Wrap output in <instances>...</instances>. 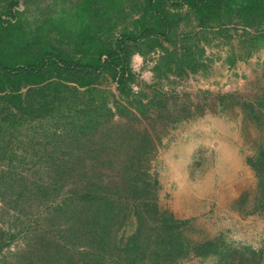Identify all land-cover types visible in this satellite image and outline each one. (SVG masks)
<instances>
[{"label": "trees", "instance_id": "16d2710c", "mask_svg": "<svg viewBox=\"0 0 264 264\" xmlns=\"http://www.w3.org/2000/svg\"><path fill=\"white\" fill-rule=\"evenodd\" d=\"M127 1L76 2L71 12L82 26L71 32V53L47 37L35 62L8 66L0 55V137L6 127L19 136L21 126L37 122L30 145H40L35 153L51 172L35 180L16 173L12 164L0 172V198L22 219L14 222L16 228L2 231L0 254L18 237L25 239L15 259L3 257L0 264H182L209 257L216 258L215 264H264V249L236 244L223 234L194 239L189 235L192 219L178 218L160 205V181L152 168L160 132L151 125L154 136L134 122L155 118L168 126L193 110L182 105L172 111L169 101L182 93L141 85L130 65L144 40L149 48L162 46V37L175 43L185 5L217 18L224 5L229 20L255 28L248 35L257 48L264 43V0H145L131 11ZM17 6L18 0H0V30L17 25ZM134 11L140 16L132 27L115 36ZM3 40L0 34V50ZM174 58L182 71L199 68L197 54ZM104 74L117 82L118 94L104 88ZM202 94L209 99L205 91L197 96ZM212 98L223 111L234 113L239 107L244 124L260 130L256 152L247 159L257 178L254 206L247 213L264 211V90L253 98L234 93ZM6 155V150L0 153ZM10 161L25 158L12 152Z\"/></svg>", "mask_w": 264, "mask_h": 264}, {"label": "rangeland", "instance_id": "374dc122", "mask_svg": "<svg viewBox=\"0 0 264 264\" xmlns=\"http://www.w3.org/2000/svg\"><path fill=\"white\" fill-rule=\"evenodd\" d=\"M78 1L80 0H18L17 25L0 30L4 39L1 43L0 55L2 54L5 65L13 66L15 63L26 65L37 61L46 46L44 44L47 37L51 45L68 53L73 52L71 32L82 26L76 25L78 21L73 18L71 12L73 5ZM144 2L145 0H128L127 10L131 11L133 6H142ZM130 13L131 15L114 30L115 36H118L126 26L132 27L135 19L140 16V11ZM187 28H192V24H187ZM230 28L232 35L225 37L226 41L223 43H226L218 46V42H214L217 57L215 66L207 64L204 67V73L198 74L200 76L198 78H180L167 85L176 91L179 90L182 94L189 93L187 97L181 94L178 99L169 101L172 111L179 112L180 106L187 105L193 113L168 126L165 122L153 118L152 113L153 119L144 118L142 121H135L134 126L141 129L147 128L154 136L156 133L151 125L158 127L160 133L157 137L160 136L161 139L157 143L152 168L158 172L160 181L159 202L163 208L173 211L178 218L192 219L189 231L191 237L201 240L223 234L229 241L236 244L242 243L264 249V211L247 213L254 206L257 192V178L254 170L248 165L247 159L256 152L254 141L261 137L260 130L253 124H244L239 107H235L234 113L226 112L221 110L217 101L213 104L215 101L212 98V95L226 93L242 94L253 98L264 90V65L262 66L261 63L251 62V66L246 64V70L249 71L246 76L237 72L232 73L230 67L224 66L226 56H231L233 60L241 59L242 56L250 58L258 49L252 47L253 42L248 35L252 31L245 33L244 28L237 24ZM217 35L211 34L215 41L220 39V37L217 39ZM187 42L194 44L195 40L190 39ZM147 45V41L144 40L141 46L147 47ZM158 56L159 53L154 51L149 54L148 60L153 61ZM142 75L141 73L136 75L138 82L144 85H158L153 84L152 78H143ZM135 85L137 84H133L134 90H139L140 88H135ZM103 86L110 92L119 93L116 83L110 77L105 79ZM147 89L152 94V90ZM26 90L27 88L24 87L22 92L25 93ZM165 90L168 91L166 88ZM202 91L208 92L209 99L205 100L203 94L200 97L197 96ZM194 104L202 108L198 110ZM115 119L118 120V117ZM36 123L31 125L26 123L21 126L19 136H11L10 129L5 128V132L0 137V153L3 154L6 150L7 155L0 157V172L9 170L12 164L16 166L12 168L16 173L27 176L31 180L39 177L49 178L51 172L46 169L44 159L35 153V146L39 149L40 145L37 143L34 147L32 146L34 143L30 145V138L33 133H36L32 126ZM224 124H232V128L227 129H235L242 136L244 148L240 149V156L245 159L251 170V174H245L244 188H241L240 192L234 196L232 187L234 185L239 191L242 180L240 178L223 179L217 171L221 165L216 164L219 158L216 147L222 137V131L220 132L218 128H223ZM35 140L40 141V136L36 134ZM12 152L20 159L25 158V161L11 162ZM202 155L205 159L200 161ZM180 156H185L189 163L180 162L179 159L182 158ZM210 167L213 176L206 177L208 175L206 170ZM185 170L189 171L188 177L184 175ZM242 196L246 198L245 204L240 202ZM221 201H223V207L220 209ZM20 214L0 198V236L3 230L16 228L14 222L21 223ZM28 219L31 222L36 221L33 217ZM24 244V237H18L3 250L0 260L3 257L6 260L15 259L17 252L23 248ZM215 261V257L192 258L182 264H215Z\"/></svg>", "mask_w": 264, "mask_h": 264}, {"label": "crops", "instance_id": "0c3cea01", "mask_svg": "<svg viewBox=\"0 0 264 264\" xmlns=\"http://www.w3.org/2000/svg\"><path fill=\"white\" fill-rule=\"evenodd\" d=\"M225 8L226 7L224 5L221 7V17L217 18L204 16L202 13H199L197 9L192 11L190 7L185 5L181 9L183 18L179 23L180 29H177L176 33V38L178 37L180 40L177 41L175 38V43H172L162 37V46L155 45L153 48H149L148 45L147 47L141 46L140 49L132 55L130 60V65L133 71L143 74L142 76L145 78H152L154 80L153 84L157 83L161 88H166L167 90L169 89V86H167L169 83L171 84L174 81H178L180 78L200 77L198 74L201 75L204 73V67H206L207 64L208 66H215L214 62H216L217 57L214 42H218V46L226 43H223V41H226L225 37H230V35H232L230 32L231 26L234 24L242 26L245 33H249L248 31H252V33L256 32L255 28L250 29L249 27H245L242 23L238 22V19L229 20L224 12ZM190 23L192 24V28H187V24ZM212 33L218 34L217 39L218 37H220V39L215 41L211 36ZM183 37H185V40L188 41L190 39H194L195 43L191 44L187 41L182 42ZM257 48L256 53H254L250 58L242 56L241 59L237 58L236 60H233L231 56H226L224 58V66L230 67L232 73L237 72L241 75H248L249 71L246 70V64H250L251 66V62H259L262 66L264 65V43ZM154 51H157L159 56L157 59L149 61V54ZM200 52L203 53L201 54ZM187 54H197L199 63V68L197 70L193 71L188 68H184V71H182L176 61H171L172 56L175 57L174 60H179ZM236 67L237 69H235ZM108 77H110L117 85V82L112 76L108 74L103 75V78L105 79ZM142 84L143 83L141 82V85ZM228 125H225L223 128H218L220 132L222 131V137L219 139L220 141H218V145L216 147V150L219 153V158L216 164L218 166L221 165L217 171L221 174L223 179L240 178V180H242L239 185V191H237L236 187L233 185L232 195L234 196L240 192L241 188H244L246 184L244 181L245 174H251V170L246 164V161H244L245 159L240 156V149L242 147L244 148L242 136L235 129H227L232 128V124ZM180 157H182L179 159L180 162L184 164L189 163L186 161L185 156ZM204 159L205 156L202 155L200 161H203ZM210 169L211 167L206 170V172H208L206 177L213 176ZM184 175L188 177L189 171L185 170ZM222 207L223 201L219 204V208L221 209Z\"/></svg>", "mask_w": 264, "mask_h": 264}, {"label": "built area", "instance_id": "2783aa9c", "mask_svg": "<svg viewBox=\"0 0 264 264\" xmlns=\"http://www.w3.org/2000/svg\"><path fill=\"white\" fill-rule=\"evenodd\" d=\"M142 77L144 78V76H142ZM134 87L137 88V89L139 88V86H137V85H135ZM177 91H179V90H177ZM179 92H180V91H179ZM181 92H182V91H181Z\"/></svg>", "mask_w": 264, "mask_h": 264}]
</instances>
